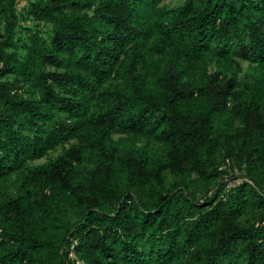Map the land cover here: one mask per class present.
Listing matches in <instances>:
<instances>
[{"label": "trees", "instance_id": "16d2710c", "mask_svg": "<svg viewBox=\"0 0 264 264\" xmlns=\"http://www.w3.org/2000/svg\"><path fill=\"white\" fill-rule=\"evenodd\" d=\"M20 1L0 264H264V0H27L49 32L22 43ZM226 160L252 184L227 189Z\"/></svg>", "mask_w": 264, "mask_h": 264}, {"label": "rangeland", "instance_id": "374dc122", "mask_svg": "<svg viewBox=\"0 0 264 264\" xmlns=\"http://www.w3.org/2000/svg\"><path fill=\"white\" fill-rule=\"evenodd\" d=\"M185 0H167L164 4L168 6H179L181 5ZM27 0H21L19 2L18 6V13L20 15V27L18 29L17 39L21 40V43L24 42L29 35L34 31H40L41 35L47 36L49 32V27L45 24H35L30 19H27L26 17V6ZM0 26H2V21L0 20ZM25 28H29L30 31L24 30ZM247 69V63L241 64V71L240 76L245 75ZM56 153H53L51 157H53Z\"/></svg>", "mask_w": 264, "mask_h": 264}, {"label": "built area", "instance_id": "2783aa9c", "mask_svg": "<svg viewBox=\"0 0 264 264\" xmlns=\"http://www.w3.org/2000/svg\"><path fill=\"white\" fill-rule=\"evenodd\" d=\"M228 165H229V162L226 160L225 165L221 166L219 168V170H225L226 168L229 167ZM227 174H232V175L236 176V178L232 181H227ZM222 176H223V178H225L224 180L227 182V185H226L227 189L236 188V187L240 186L243 182L248 183V184H252V182L249 179H247L245 177H241L240 172L237 169L231 170L230 168H228V169H226V173L223 174ZM263 225H264V223H263Z\"/></svg>", "mask_w": 264, "mask_h": 264}]
</instances>
